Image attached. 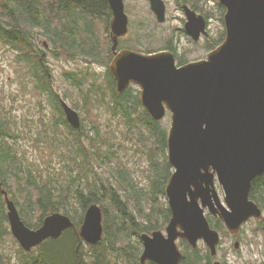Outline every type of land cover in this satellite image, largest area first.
<instances>
[{
	"label": "water",
	"instance_id": "95a60500",
	"mask_svg": "<svg viewBox=\"0 0 264 264\" xmlns=\"http://www.w3.org/2000/svg\"><path fill=\"white\" fill-rule=\"evenodd\" d=\"M108 2L115 50L119 37L128 31L129 18L125 0ZM149 3L162 21L164 1ZM219 3L225 7V36L206 58L178 65L170 51L144 53L125 48L115 52L109 65L118 93L131 84L138 85L140 102L154 120H162L167 111L171 116L167 154L173 172L165 193L172 216L165 234L161 230L141 234V264H180L183 254L176 243L178 238L187 239L193 247L202 239L215 256L220 234L210 226L204 208L223 219L234 235L251 216L263 219L258 205L248 196L252 179L264 173V0ZM184 11L185 30L198 39L205 33L206 20L188 5ZM62 105L68 122L80 128L78 111L65 101ZM215 177L227 193L230 209L218 199ZM1 193L10 231L25 251L74 226L69 215L52 212L41 226L30 228L8 192L2 189ZM79 235L90 244L102 239L103 211L98 204L86 209Z\"/></svg>",
	"mask_w": 264,
	"mask_h": 264
},
{
	"label": "trees",
	"instance_id": "16d2710c",
	"mask_svg": "<svg viewBox=\"0 0 264 264\" xmlns=\"http://www.w3.org/2000/svg\"><path fill=\"white\" fill-rule=\"evenodd\" d=\"M177 2L179 6H182V3L189 4L194 10L201 12L207 20L213 13L199 6L200 0H177ZM202 2L206 4V0ZM217 5L222 27L217 38H213L211 42L206 41L208 52L220 44L225 36L223 21L225 8L220 3ZM112 18L108 0H0V41L10 50L17 52V59L21 65L29 66L31 86L51 98L53 108L60 113L59 119H63L62 123L72 137L67 141H59L60 144L76 146L75 156L70 157L71 159H76L77 155L82 154V159L86 160L91 153L83 144L82 137L93 138L89 134L90 128L82 132L81 127L74 128L66 120L62 107L57 102L59 96L50 86L47 63L43 59V51L37 40L39 36H44L48 39L51 53L53 47L59 46L74 58L105 65L110 73L109 64L112 55L108 58V54L112 45L110 35ZM147 50L153 49H146L145 52ZM138 51L142 50L138 49ZM55 55H58V52H55ZM185 61L179 60V64ZM74 73L65 71L64 76L72 80L75 86L86 87V90L92 94L82 93L84 99L82 109H87L89 103L98 105L102 101L106 102L112 114L126 118L130 127L136 125L132 121L135 110L138 107L142 109L144 117L139 121L148 126L149 134L156 144L149 148L152 176L144 197L148 209L144 212L137 211L126 201L127 194L131 195L134 201L137 197V204L142 198L137 194L139 190L135 182L133 183L130 172L124 171L122 167H118L119 171L124 172L115 177L118 187L109 180L95 177V181L79 185L73 192L71 186H67V188H59L56 193L55 185L33 173L31 165L15 151L13 143L16 135L8 131L13 122L9 118L6 120L0 117V243L9 235L16 241L10 226L8 227L7 207L4 195L1 193L2 189L8 192L10 199H12L10 194L14 196L12 200L22 220L30 228L41 226L43 219L52 212L67 214L74 222V226L65 230L59 237L47 238L30 251H25L18 245V253L23 255L21 259L18 257L12 259L5 250L0 249V264H117L115 259L118 264H121L120 260L124 264H140L139 255L142 252L140 235L144 232L164 229L170 219L171 210L166 198L165 186L173 169L167 155L166 122L154 120L148 114L140 102L139 89L136 86H131L119 94L116 90V82L112 78L107 86L109 95L106 98L101 84L79 82ZM7 137H12L13 141L8 140ZM54 146L57 147L56 144ZM157 151H160V155ZM251 199L264 210V174L255 179ZM93 203L98 204L103 211V236L97 244H87L89 252L86 253L79 235V227L86 209ZM73 204H77L80 208L76 216ZM161 209L162 222L159 223L153 215ZM29 216H36L37 220L33 223ZM207 219L212 228L227 233L220 219L210 213H207ZM259 224L264 225V220ZM181 250L184 254L181 264H210L212 260L207 248L194 249L182 241ZM150 264L154 263L150 262Z\"/></svg>",
	"mask_w": 264,
	"mask_h": 264
},
{
	"label": "rangeland",
	"instance_id": "374dc122",
	"mask_svg": "<svg viewBox=\"0 0 264 264\" xmlns=\"http://www.w3.org/2000/svg\"><path fill=\"white\" fill-rule=\"evenodd\" d=\"M166 1L171 6L169 11L171 18L169 23L164 24L155 20L147 0H125V12L130 19V26L128 27L130 41L123 43L126 42L136 49L155 50L163 48L169 39H173L179 50L178 60L193 61L205 57L208 51L206 37L201 36L203 32L200 34L199 41H191L183 28L182 18L184 15L182 10L177 8L179 6L177 0L176 9L174 8V0ZM217 3L219 1L216 0H206V4L202 0L199 2V6L213 12L208 19V42L220 35L222 27ZM175 13L176 18H172ZM171 24H174L176 28L170 26ZM37 41L44 52V61L47 64L52 63L53 88L63 98L67 97L66 101L74 105L79 111L82 119L80 131L86 132L90 128L89 134L92 135L93 139L83 136L82 142L91 154L86 160L82 159V154L77 155L76 159L70 158L75 156L76 146L60 144L59 142L72 138L67 127L62 123L63 119H59L60 113L53 108L52 100L46 94L40 93L34 86H31L29 66L21 65L17 59V52L10 50L0 41V117L6 120L9 118L13 122L8 131L16 135L13 143L15 151L24 157L26 163L31 165L33 173L55 185L56 193L59 188L63 189L67 186H71L73 189L71 192H73L77 186L95 181V177L109 180L110 183L118 187L115 177L124 171L130 172L132 181L135 182L139 190L137 194L142 198V201L137 204V197L134 198V201L129 194L126 195L125 199L133 209L140 210V212L146 211L148 203L144 198L145 190L148 188L152 176L149 164V148L156 144L149 134L148 126L139 121L144 117L142 109L138 107L132 115V121L136 123L132 127L127 124V119L123 116H114L106 102L102 101L98 105L89 103L87 109H82L81 106H84L82 93H89V91L86 90V87L73 85L72 80L63 77L62 72L76 71L80 66H85V59L77 62L74 57L59 46H52L53 52L51 53L47 48L48 39L44 36H39ZM45 43L47 44L43 45ZM55 52H58V55H55ZM92 69L101 72V66L97 64H92ZM136 88L139 89L137 85ZM102 90L107 98L109 95L108 87L102 84ZM89 100L92 99L89 98ZM162 120L164 123L166 122L167 130H169L170 113H167ZM7 138L13 141L12 137ZM54 144L57 145L56 148ZM159 153L160 151H157L158 155H160ZM104 157L106 159H103ZM118 167H122L121 169L124 171H119L120 168ZM203 186L205 187L206 183H203ZM251 187H253V183ZM215 189L220 202L230 209L229 204H227L229 203L228 200L226 199L227 202L225 200L227 193L223 187L218 183L215 185ZM10 195L13 199L14 196ZM16 197L18 198L19 195L17 194ZM211 199L212 201L215 200L213 195ZM73 207L76 216L80 208L77 204H73ZM205 210L207 211L208 208ZM171 216L172 213L170 218ZM153 217L159 223L162 222V209ZM29 218L33 223L37 220L36 216H29ZM216 218L221 219L218 215ZM222 225L227 230V234L220 232L221 243L218 246V255L214 260L217 259L226 264H264V225H259L256 219H250L242 227L240 234L236 236L238 238H234L228 232L223 219ZM236 239L240 241L237 248L234 247ZM16 241L9 235L0 243V249L5 250V253L10 255L12 259L17 257L21 259L23 255L18 253V245L20 244ZM183 241L194 249L205 247L202 240L198 243V247H193L187 239H183ZM178 242L182 245L181 239ZM82 245L84 251L88 253L87 244L83 242ZM85 258L87 259V256ZM115 262L118 264L117 259ZM120 263L124 264L122 260Z\"/></svg>",
	"mask_w": 264,
	"mask_h": 264
},
{
	"label": "flooded vegetation",
	"instance_id": "af4514ba",
	"mask_svg": "<svg viewBox=\"0 0 264 264\" xmlns=\"http://www.w3.org/2000/svg\"><path fill=\"white\" fill-rule=\"evenodd\" d=\"M148 2H149V0H147ZM164 1V3H165V6H166V10H165V16H164V18H163V20L162 21H159L158 20V18H157V16L155 15V13L151 10V7H150V3H149V7H150V10L152 11V13H153V15H154V18H155V20L158 22V23H164V24H167V23H169L170 22V16H169V11H170V4H169V2L168 1H166V0H163ZM174 2H175V4H174V8L176 9V0H174ZM181 4V3H180ZM179 5V4H178ZM185 5H188V4H182V6H178L177 8H180L181 10H182V12H183V15H184V17L182 18V22H183V24H184V30H185V23H186V21H187V17H186V13H185V11H184V6ZM191 9H193L190 5H188ZM194 10V9H193ZM198 14H202L201 12H197ZM203 15V14H202ZM204 16V15H203ZM172 18H176V13L175 14H173V17ZM204 18H205V20H206V27H205V33H202L201 34V36H205L206 37V41H207V39H208V37H209V32H208V30H207V28H208V26H209V20H207L206 19V17L204 16ZM129 26H130V19H129ZM170 26H172L173 28H176V26H174V24H171ZM185 32H186V30H185ZM129 29H128V32L124 35V36H121V37H119V39H118V45H117V47H116V49L115 50H113V48H112V45L110 46V53L108 54V58L110 57V55H112V58H111V60L114 58V56H115V52H119V51H121L122 49H125V48H127V49H132V50H136V51H138V49H136V48H134L132 45H130V44H128V43H126V42H129L130 40H129ZM187 33V32H186ZM187 37H189L190 38V40L191 41H194V42H196V41H199V39H200V37L198 38V39H194L193 37H191L188 33H187ZM124 41H126L125 43H123ZM47 43H45V45H46ZM47 48H49V51H50V47H49V45H48V47ZM140 50H142V51H144L145 52V50H146V48L144 49V48H142V49H140ZM156 51H170V52H172V53H174V55H175V60L177 61V63H178V65H182V64H185V63H187V62H190V60H187V61H185V62H182V64H179V50H178V46H177V44H176V42H175V40H173V39H169L168 41H167V44L163 47V48H159V49H155V50H152V51H150V50H147L146 51V53H150V52H156ZM43 54H44V52H43ZM43 56V55H42ZM206 57V56H205ZM204 58V57H203ZM52 59V58H51ZM80 59V60H79ZM74 60H77V62H80V61H82L81 60V58H75ZM194 61V60H193ZM92 64H97L98 66H101V72H99V71H97V70H93L92 69ZM51 65H52V63L50 62V64H47V76L49 77V83H50V86L51 87H53V82H54V74H53V71L51 70ZM90 65V66H89ZM103 68V69H102ZM73 72H75L76 73V75H77V78H78V81H83V83L84 84H86V83H90V84H92V85H102V84H104L106 87L107 86H109L108 84H109V81H110V79H114L115 80V78H114V76H113V74L111 73V71H110V73H109V71L107 70V67L105 66V65H103V64H100L99 62H96V61H90V62H86V65L85 66H80L79 68H77L76 69V71H73ZM63 73V77H64V71L62 72ZM74 73V74H75ZM70 80V79H69ZM115 82H116V80H115ZM74 85V84H73ZM131 86H135V85H130L129 87H131ZM128 87V88H129ZM56 93L58 94V103H60V105H61V107H62V110H63V112H64V115H65V118H66V114H65V110H64V108H63V105H62V103L65 101V102H67L66 100H67V98H63L62 96H60V94L56 91ZM118 93V92H117ZM120 94V93H119ZM122 94V93H121ZM49 97V96H48ZM50 98V97H49ZM51 99V98H50ZM68 103V102H67ZM69 104V103H68ZM72 108H74L75 110H77L76 108H75V106L74 105H71V104H69ZM78 111V110H77ZM79 112V111H78ZM79 115H80V113H79ZM80 118H81V115H80ZM66 120H67V118H66ZM258 221V220H257Z\"/></svg>",
	"mask_w": 264,
	"mask_h": 264
},
{
	"label": "bare ground",
	"instance_id": "6f19581e",
	"mask_svg": "<svg viewBox=\"0 0 264 264\" xmlns=\"http://www.w3.org/2000/svg\"><path fill=\"white\" fill-rule=\"evenodd\" d=\"M211 170H213L212 168H211ZM229 197H230V195H229ZM240 204V203H239Z\"/></svg>",
	"mask_w": 264,
	"mask_h": 264
}]
</instances>
